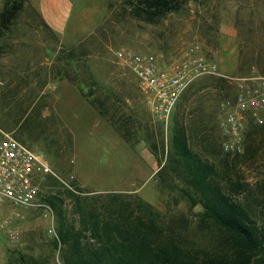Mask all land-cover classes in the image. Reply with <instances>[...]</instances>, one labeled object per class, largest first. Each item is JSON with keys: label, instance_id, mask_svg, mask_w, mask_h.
<instances>
[{"label": "rangeland", "instance_id": "obj_1", "mask_svg": "<svg viewBox=\"0 0 264 264\" xmlns=\"http://www.w3.org/2000/svg\"><path fill=\"white\" fill-rule=\"evenodd\" d=\"M193 44L220 73L264 74V0H188L153 21L134 15L125 0H26L0 36V128L42 152L60 177L74 176L79 206L60 183L41 186L42 178L40 187L42 194L62 199L63 224L80 232L84 250L98 242L83 230L82 218L92 209L101 217L112 212L117 204L106 196L112 192L134 193L150 203L158 221L171 226L185 246L220 247L221 230L191 203L192 189L171 158L176 125L186 129L189 147L214 165V180L264 226L261 132L248 124L242 153L221 149L220 103L234 94V83L199 76L163 124L133 72L114 55L153 54L163 64ZM233 184L240 188L231 191ZM6 216L18 237L11 240L0 226V264H91L75 254L74 244L60 240L62 220L55 212L57 236L48 232L51 220L40 207L4 208L0 222Z\"/></svg>", "mask_w": 264, "mask_h": 264}, {"label": "trees", "instance_id": "obj_2", "mask_svg": "<svg viewBox=\"0 0 264 264\" xmlns=\"http://www.w3.org/2000/svg\"><path fill=\"white\" fill-rule=\"evenodd\" d=\"M125 1L134 15L153 21L169 12L180 10L188 0ZM24 3L25 0H5L0 10V36L9 30ZM249 124L256 133L261 132L260 141L263 142L264 124ZM16 138L19 139L17 136ZM171 148V158L177 165V172L182 173L192 189V193H188L191 203L199 204L200 214L215 223L222 232L220 247L207 250L185 246L171 226L158 221V213L150 203L134 193L112 192L106 195L117 204L112 212L101 217L102 214L92 209L87 211L86 219L82 218L83 230L90 231L91 237L98 242L97 247L84 250L79 241L80 232L72 233L63 224L65 214L61 207L62 199L51 191L42 194L41 188L39 198L49 204L62 220L58 226L60 240L63 239L66 244H74L75 254L80 255L83 260L91 261V264H264V226L258 225L245 206L234 200L214 180V165L189 147L183 126H175ZM44 178L41 186L52 181L60 183L49 175ZM62 187L76 198L75 204L79 206L81 194H75L63 185ZM239 188L238 184H233L230 190L237 191ZM134 209L137 215L132 218ZM114 211L118 214L116 217L113 215ZM30 264H47V260H32Z\"/></svg>", "mask_w": 264, "mask_h": 264}, {"label": "built area", "instance_id": "obj_3", "mask_svg": "<svg viewBox=\"0 0 264 264\" xmlns=\"http://www.w3.org/2000/svg\"><path fill=\"white\" fill-rule=\"evenodd\" d=\"M114 55L133 72L151 113L163 124L168 123L182 92L199 76H220L233 82L235 92L220 103L218 120L223 136L221 149L226 153L243 152L244 131L250 122L264 124V74L231 77L220 73L217 64L207 59L197 44L184 47L174 60L163 64L153 54L116 50ZM46 175L73 193L82 194L73 175L68 179L60 177L42 152L0 128V211L17 206L40 207L51 220L48 232L57 236L53 209L39 198L40 181ZM0 226L6 228L11 240L18 237L11 216L3 218Z\"/></svg>", "mask_w": 264, "mask_h": 264}, {"label": "crops", "instance_id": "obj_4", "mask_svg": "<svg viewBox=\"0 0 264 264\" xmlns=\"http://www.w3.org/2000/svg\"><path fill=\"white\" fill-rule=\"evenodd\" d=\"M25 3H26V0H25ZM42 19V18H41ZM43 22H44V24L47 26V28H49V26L47 25V22L45 21V20H42ZM50 29V28H49ZM51 30V29H50ZM86 104V103H85ZM83 107H84V103H83ZM85 108V107H84ZM86 110L88 109V107H86L85 108ZM74 110V109H73ZM74 111H77V110H74ZM59 117H61L62 118V116L59 114ZM75 118H78V115H77V117H75ZM79 120H81L82 118H78ZM84 120V119H83ZM82 122H84V121H82Z\"/></svg>", "mask_w": 264, "mask_h": 264}]
</instances>
